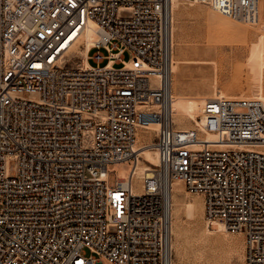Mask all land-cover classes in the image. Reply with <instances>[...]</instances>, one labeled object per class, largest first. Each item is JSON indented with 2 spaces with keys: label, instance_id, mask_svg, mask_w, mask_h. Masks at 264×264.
Returning <instances> with one entry per match:
<instances>
[{
  "label": "built area",
  "instance_id": "obj_1",
  "mask_svg": "<svg viewBox=\"0 0 264 264\" xmlns=\"http://www.w3.org/2000/svg\"><path fill=\"white\" fill-rule=\"evenodd\" d=\"M177 1L245 19L261 0H0V264H176L178 181L264 264V99L207 98L177 126ZM139 129L159 162L135 184Z\"/></svg>",
  "mask_w": 264,
  "mask_h": 264
},
{
  "label": "rangeland",
  "instance_id": "obj_2",
  "mask_svg": "<svg viewBox=\"0 0 264 264\" xmlns=\"http://www.w3.org/2000/svg\"><path fill=\"white\" fill-rule=\"evenodd\" d=\"M173 38L174 65H178L174 92L185 97V106L197 119L207 98L264 99V0L259 3L256 22L226 16L203 3L180 1L174 12ZM101 51L108 54L106 49ZM78 56L74 54V61ZM130 57L129 52L125 53L126 60ZM90 62L94 64L93 60ZM176 123L182 128H194L196 120L187 114ZM139 130L142 141L147 140V131ZM149 133L153 135L152 131ZM133 166V160H126L110 167L111 185L116 179L129 177ZM177 183L176 195L183 205L173 214L176 264H244L243 234L223 228L209 233L202 196L188 192L182 181ZM193 201L196 205L191 204Z\"/></svg>",
  "mask_w": 264,
  "mask_h": 264
},
{
  "label": "bare ground",
  "instance_id": "obj_3",
  "mask_svg": "<svg viewBox=\"0 0 264 264\" xmlns=\"http://www.w3.org/2000/svg\"><path fill=\"white\" fill-rule=\"evenodd\" d=\"M179 6H180V1H177L176 5H175V8H177ZM258 16H259V5L257 7H255L252 11H249V13L246 16L245 20L248 21V22H256V20L258 19ZM93 35H94V30H90L88 32V35H87L88 36V41L86 43V47L85 48L79 47L77 49V47H78L77 45L78 44L75 45L76 49L78 50L77 51V53L79 54L78 57L84 56L85 62H88L87 59H86L87 52L93 46ZM177 70H178V65L176 64V65H174V72L177 71ZM173 91H174V88H173ZM174 96L175 97H174V101H173V110H174V120H175V122L182 120V118L185 117L188 114L191 118H194L196 120V124L194 126L195 127L200 126L202 124L201 120L204 119V116L200 115V118L197 119L196 115L191 113L187 109V107L185 106V104H184V98L185 97H183V95H181L180 93L178 94L176 92H174ZM230 98H235V97H230ZM240 98H259V97H240ZM180 128H182V127H180ZM184 129H191V128H184ZM146 131L147 132H146L145 137L147 138V140H145V141H142V139L140 138V134H141L142 131L141 130L138 131V140H137V142H138V145H141L143 147L142 148V150H143V152H142L143 158L140 159L139 164H138V166H137V168L135 170V173H134L133 182L134 183L136 182V184L140 183L143 180L144 175L146 174V170H147V168H148V166L150 164H157L159 162L158 151L152 145L153 144L152 143L153 139H152V136L149 133L151 130H146ZM208 136L211 137V135H208ZM198 149L199 148L194 147L192 149V151L196 152V151H198ZM178 185H179V183L175 182L174 183V187H173V191H172V230H173V214L175 213V210L178 211L179 207L183 205V201H181V199L176 195V189H177ZM191 204L192 205H196V202L193 201V202H191ZM208 224L209 225H207L206 230L209 233H215V232L219 231V229H221V228L225 229L224 226L221 223H217V224L213 225V226H216V227H212V225L210 223H208Z\"/></svg>",
  "mask_w": 264,
  "mask_h": 264
}]
</instances>
